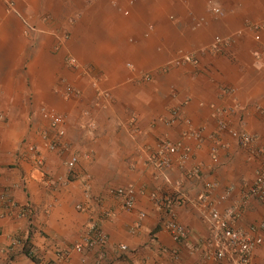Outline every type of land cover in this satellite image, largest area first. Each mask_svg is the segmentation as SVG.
<instances>
[{"label": "crops", "instance_id": "crops-1", "mask_svg": "<svg viewBox=\"0 0 264 264\" xmlns=\"http://www.w3.org/2000/svg\"><path fill=\"white\" fill-rule=\"evenodd\" d=\"M108 1L124 0H96L67 22L62 0H0V264H226L205 255L208 209L243 231L264 221L250 192L264 160V0L259 19H145L153 0L130 1L126 18ZM229 131L255 140L240 148ZM164 141L175 152L156 171ZM44 176L66 181L47 187ZM108 188L128 189L131 208ZM103 211L106 245L76 252ZM166 221L196 251L172 241ZM254 261L264 264V243Z\"/></svg>", "mask_w": 264, "mask_h": 264}, {"label": "built area", "instance_id": "built-area-1", "mask_svg": "<svg viewBox=\"0 0 264 264\" xmlns=\"http://www.w3.org/2000/svg\"><path fill=\"white\" fill-rule=\"evenodd\" d=\"M213 13L220 15L217 9H212ZM67 63L73 65L70 58L66 59ZM179 62L185 64H196V60L190 55H182ZM98 94V89H95ZM71 91L67 88L65 94L70 95ZM52 126H57L62 123V117L54 114L46 115ZM229 136L236 140L240 148H247L248 145L252 144L255 137L247 135L242 132L229 131ZM59 144L49 143L46 145L48 150H55ZM29 152H33L32 147H28ZM175 152V148L168 142L164 141L157 145L155 151L150 157L151 166L156 171L167 170L170 166L169 157ZM33 162L35 167L38 168L42 164V160L36 155H33ZM75 164V157L71 156L65 161L64 165L67 172L73 169ZM66 180L61 177L48 178L44 176L42 181L43 185L50 187L51 185L63 184ZM214 185L206 184L204 186V191L198 195L197 200L199 203H204L208 197V192L213 188ZM108 193L117 198L121 207L125 210H129L132 206V198L130 191L126 188H108ZM250 192L252 196L263 206L264 208V160L261 161L258 168L255 170L253 175L252 184L250 187ZM222 201L223 197H219ZM80 205H76V210H81ZM110 217L109 211H103L98 217L96 223L92 224V237L83 238L80 244L74 247L76 252L81 251L82 247L92 248L94 246H105L106 238L104 234L98 229L97 223L106 220ZM142 218V215L138 216V220ZM99 220V221H98ZM207 220L209 226V238L206 241V257L213 261L219 262L225 260L226 264H256L254 261L255 250L264 243V221H261L255 226L250 227L249 231H243L241 229L235 228L233 224V217L230 214L226 215V212L220 214L219 211L212 207L207 211ZM165 230L169 233L170 238L174 242H182L189 251H196V247L186 242L188 238V232L181 225L174 221H166L163 225ZM120 251H125L126 247L120 245ZM24 255L27 258H32L34 255V249L31 246L25 247Z\"/></svg>", "mask_w": 264, "mask_h": 264}, {"label": "rangeland", "instance_id": "rangeland-1", "mask_svg": "<svg viewBox=\"0 0 264 264\" xmlns=\"http://www.w3.org/2000/svg\"><path fill=\"white\" fill-rule=\"evenodd\" d=\"M54 1L56 5L58 0ZM103 1L105 3V0ZM130 1L132 0H124L119 6L115 2L108 1V6L118 10V13H120L122 17L128 18L129 11L135 7L130 5ZM257 1L260 2L259 0H153L152 3H149L147 6V1L144 2V6H146L144 8L145 11L143 14L140 9V15L144 16L146 13L145 19H147V17L149 18V16L153 19L151 16L153 12L160 11V15L158 16L162 19H205V17L222 19V17L225 16L226 18L233 19H259L256 12L257 8L254 7ZM94 2H96V0H62L64 8H62L61 14L58 15L57 19L64 18L67 19V22H69V20L79 19L85 10V6L88 5V7H90V3ZM199 2H204V5L200 7ZM95 5L94 3L92 7ZM103 7H106L108 10L111 9L104 4ZM128 8H130L129 11ZM212 9H217L220 15L213 13ZM66 12H68V15L64 17L63 13ZM252 28L255 27L252 25Z\"/></svg>", "mask_w": 264, "mask_h": 264}, {"label": "trees", "instance_id": "trees-1", "mask_svg": "<svg viewBox=\"0 0 264 264\" xmlns=\"http://www.w3.org/2000/svg\"><path fill=\"white\" fill-rule=\"evenodd\" d=\"M25 247H27V245L26 246L25 245L23 246V248H24L23 252L25 251Z\"/></svg>", "mask_w": 264, "mask_h": 264}]
</instances>
